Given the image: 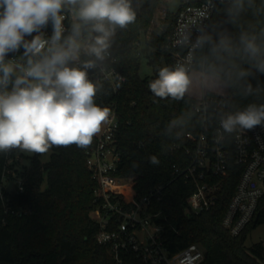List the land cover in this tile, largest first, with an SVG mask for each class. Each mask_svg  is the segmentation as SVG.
Here are the masks:
<instances>
[{
  "label": "trees",
  "instance_id": "1",
  "mask_svg": "<svg viewBox=\"0 0 264 264\" xmlns=\"http://www.w3.org/2000/svg\"><path fill=\"white\" fill-rule=\"evenodd\" d=\"M159 1L138 4V0H130L135 21L124 28L116 26L106 50L116 59L124 82L116 91L107 83L95 85L94 102L109 107L116 117L114 143L119 161L113 174L134 177L139 198L156 187L163 188L149 211L165 220L163 240L170 253L197 244L204 251L200 264H264L260 243L244 245L248 234L264 224V216L255 217L237 237H231L221 226L236 175L223 184L216 206L198 215L190 214L186 205L193 186L180 179L171 180L173 166L185 161V136L194 134L199 122L192 110L194 98L184 94L179 100L161 99L148 88L161 68L174 69L167 43L175 15L166 11L160 26L154 29L152 21ZM78 7L66 5L62 12L76 17ZM76 23H80L77 18L67 21L62 41ZM90 28L81 26L86 39L93 33ZM242 35L255 37L259 48L256 58L244 51ZM222 39L230 42V50L220 47ZM143 46L146 50L142 53ZM142 58L152 70L149 78L139 76ZM260 62H264V0H232L217 7L206 42L195 55L194 69L224 86L223 99L233 114L249 105L258 107L264 99V72L257 68ZM69 67H73L72 62ZM96 136L87 148L53 145L46 163L34 153L28 166L18 171L21 192L16 186L6 192L2 185L4 172L13 168L7 160L20 149L0 152V264H114L109 248L96 243L98 225L90 216L100 204L94 196L97 184L86 167ZM151 157L158 163H150Z\"/></svg>",
  "mask_w": 264,
  "mask_h": 264
},
{
  "label": "built area",
  "instance_id": "2",
  "mask_svg": "<svg viewBox=\"0 0 264 264\" xmlns=\"http://www.w3.org/2000/svg\"><path fill=\"white\" fill-rule=\"evenodd\" d=\"M231 1L181 0L167 43L173 68L179 65L188 73L195 71V55L206 42L215 9ZM62 15L65 16L63 35L67 32V21L72 19V13L62 12ZM41 31L45 39H50L53 31L51 21ZM79 39L81 52L72 65L83 69L86 61H92V67L83 69L87 72V79L94 85L107 83L116 91L124 82L116 59L108 52L104 53L102 60L97 59L85 51V46L92 43V37L86 39L81 35ZM23 51L21 48L18 52L8 53L5 61L12 60L26 66L27 58L23 57ZM261 105H264V99ZM192 110L199 128L194 134L185 136V161L180 166H173L171 180L180 179L193 186L186 205L190 214L198 215L216 206L223 184H228L230 176L236 175L221 226L231 237H237L255 217L264 216V124L251 130L237 127L232 132L225 131L221 120L233 113L223 97L218 96H202L196 100ZM116 130V117L112 110L109 122L103 124L86 159V167L97 184L94 196L100 202L90 214L98 225L96 243L109 248L114 264H200L204 251L199 245L190 244L179 252L170 253L164 244L165 220L149 211L151 203L161 197L163 188L156 187L139 198L134 189V177L113 174L119 161L114 143ZM14 158H9L7 165ZM10 172L6 170L7 175ZM10 176L13 187L4 188L6 192L14 191V186L21 192L20 179H16L14 173ZM260 244L264 247V239Z\"/></svg>",
  "mask_w": 264,
  "mask_h": 264
},
{
  "label": "clouds",
  "instance_id": "3",
  "mask_svg": "<svg viewBox=\"0 0 264 264\" xmlns=\"http://www.w3.org/2000/svg\"><path fill=\"white\" fill-rule=\"evenodd\" d=\"M66 5H79L76 18L80 23L74 24L72 33L62 41V11ZM135 18L130 0H0V89H5L0 91V152L19 148L43 154L53 145L90 146L102 125L109 122L112 110L94 102L96 86L83 70L92 67L93 62L86 61L83 69L69 67L70 62L79 59L81 26L90 25L91 32L98 34L85 51L102 60L115 27L124 28ZM49 21L53 31L50 39H45L41 30ZM27 36L32 38L25 39ZM241 43L250 57H257L255 37L242 35ZM229 44L226 39L220 41L225 50H230ZM21 48L26 66L5 61L8 53ZM257 68L264 72V62ZM189 84L185 67L178 65L174 69L161 68L148 88L161 99L179 100ZM262 124L264 105H249L221 120L227 132L237 127L251 130ZM150 163L157 164L158 160L151 157Z\"/></svg>",
  "mask_w": 264,
  "mask_h": 264
},
{
  "label": "rangeland",
  "instance_id": "4",
  "mask_svg": "<svg viewBox=\"0 0 264 264\" xmlns=\"http://www.w3.org/2000/svg\"><path fill=\"white\" fill-rule=\"evenodd\" d=\"M146 0H138V4L144 3ZM171 0H160L154 14V18L152 21V27L154 29L158 28L161 22L164 19V11H166V4L169 3ZM73 21L76 20V17L72 15ZM146 48L143 46L141 48V52L143 53ZM152 75L151 68L147 65L146 59L142 58L140 61V68H139V76L141 78H149ZM190 79V84L187 89L188 96L198 100L202 96H218V97H225V88L224 86L216 79L206 76L200 72L193 71L188 74ZM34 153H27L22 151L21 149L16 153V157L12 159L10 165H13V168L9 171L10 175L12 173L15 174V177L18 175V171L21 170L22 167H26L29 164V159L33 156ZM50 152L39 154V160L41 163H46L49 160ZM15 168V170H14ZM5 175L2 179V185L5 189H12L13 183L12 181H8L9 177L5 171ZM44 186V185H42ZM264 239V224L257 226L253 231H251L246 240H245V247H250L256 243H260Z\"/></svg>",
  "mask_w": 264,
  "mask_h": 264
},
{
  "label": "water",
  "instance_id": "5",
  "mask_svg": "<svg viewBox=\"0 0 264 264\" xmlns=\"http://www.w3.org/2000/svg\"><path fill=\"white\" fill-rule=\"evenodd\" d=\"M181 0H171L169 3L166 4L167 13L170 15H174L180 5ZM225 33H228V29L225 27ZM98 34L93 32L91 34L92 40L94 41L95 37Z\"/></svg>",
  "mask_w": 264,
  "mask_h": 264
},
{
  "label": "crops",
  "instance_id": "6",
  "mask_svg": "<svg viewBox=\"0 0 264 264\" xmlns=\"http://www.w3.org/2000/svg\"><path fill=\"white\" fill-rule=\"evenodd\" d=\"M185 94L188 95L187 92H185ZM102 126H103V125H102ZM98 134H99V133H98ZM98 134H96V135H98Z\"/></svg>",
  "mask_w": 264,
  "mask_h": 264
}]
</instances>
